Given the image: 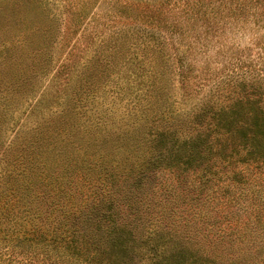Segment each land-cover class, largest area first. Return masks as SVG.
I'll return each instance as SVG.
<instances>
[{
  "label": "rangeland",
  "instance_id": "1",
  "mask_svg": "<svg viewBox=\"0 0 264 264\" xmlns=\"http://www.w3.org/2000/svg\"><path fill=\"white\" fill-rule=\"evenodd\" d=\"M259 75L264 0H0V223H25L12 238L32 225L4 205L5 175L47 155L55 175L76 173L104 143L144 139L152 114L186 119L229 80ZM254 178L264 215V173ZM28 245L0 247V264H49Z\"/></svg>",
  "mask_w": 264,
  "mask_h": 264
},
{
  "label": "trees",
  "instance_id": "2",
  "mask_svg": "<svg viewBox=\"0 0 264 264\" xmlns=\"http://www.w3.org/2000/svg\"><path fill=\"white\" fill-rule=\"evenodd\" d=\"M224 89L186 119L152 114L144 139L104 143L76 173L55 175L47 155L5 175L4 205L32 225L12 238L25 223H0V247L31 242L49 264H264L250 186L264 173V76Z\"/></svg>",
  "mask_w": 264,
  "mask_h": 264
}]
</instances>
